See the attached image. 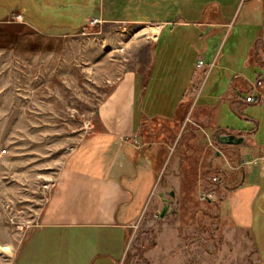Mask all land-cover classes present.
<instances>
[{"label": "rangeland", "instance_id": "374dc122", "mask_svg": "<svg viewBox=\"0 0 264 264\" xmlns=\"http://www.w3.org/2000/svg\"><path fill=\"white\" fill-rule=\"evenodd\" d=\"M91 1L0 0V18L11 13L0 21V264H13L39 221L58 170L77 143L97 129L99 108L122 76L153 72L154 37L140 31L174 18L177 10L186 16L201 0ZM224 4L227 14L231 0ZM96 7H103L98 19ZM233 43L240 53L239 38ZM187 54H181L180 67L170 73L158 67L154 74L184 80L191 71ZM229 78L228 72L222 76L224 83ZM178 111L179 121L171 127L177 134L186 127L181 123L187 108ZM165 120L161 127L171 126L172 119ZM176 133L169 137L171 149H160L153 198L129 229L116 264H264V211L254 205L249 217L243 212L241 220L233 218L229 200L242 182L231 160L235 156L227 155L230 167L225 160L211 165L214 148L207 146L203 155L205 137L189 149L175 147ZM93 240L88 235L51 239L44 255H79L77 263L83 264V257L96 254Z\"/></svg>", "mask_w": 264, "mask_h": 264}, {"label": "crops", "instance_id": "0c3cea01", "mask_svg": "<svg viewBox=\"0 0 264 264\" xmlns=\"http://www.w3.org/2000/svg\"><path fill=\"white\" fill-rule=\"evenodd\" d=\"M226 2L201 0L196 9L185 10V18L181 17L184 9L177 10L174 18H161L156 26L146 28H158L152 74L123 75L105 98L97 129L64 160L39 221L19 246L13 264H78L79 255H44L45 244L83 235L93 237L96 249L95 255L82 258L83 264H116L129 229L153 198L161 173L160 149H171L176 133L171 127L179 121L182 106L187 108L181 123L186 127L176 133L175 147L194 149L197 139L205 137L203 155L207 146L214 148L209 164L225 160L230 167L227 155H234L231 160L242 182L230 196L233 218L241 220L243 212L249 217L254 205L264 211V0H231L227 14L222 8ZM93 15L101 18L103 7H96ZM231 34L239 38L240 53L232 47L233 37L223 52ZM183 35L188 37L185 42ZM183 52H188L185 59L191 63L184 80L154 74L158 67L167 73L180 67ZM198 59L203 61L201 66ZM226 72L230 78L224 83ZM250 93L255 100L246 101ZM170 118L171 126L161 127ZM219 130L242 140L235 145L218 143Z\"/></svg>", "mask_w": 264, "mask_h": 264}, {"label": "water", "instance_id": "95a60500", "mask_svg": "<svg viewBox=\"0 0 264 264\" xmlns=\"http://www.w3.org/2000/svg\"><path fill=\"white\" fill-rule=\"evenodd\" d=\"M215 138L218 143L226 144V145H235V144H238L242 140V136L236 135L231 132L224 133V132H221L220 130L215 133ZM218 152L219 151H216V153ZM165 209H166V203L163 204L161 211H160V215L164 213Z\"/></svg>", "mask_w": 264, "mask_h": 264}, {"label": "bare ground", "instance_id": "6f19581e", "mask_svg": "<svg viewBox=\"0 0 264 264\" xmlns=\"http://www.w3.org/2000/svg\"><path fill=\"white\" fill-rule=\"evenodd\" d=\"M157 30H158V28L155 27V28H153L151 30H147V29L141 30L140 33L142 35H147V36L154 37L156 35V33H157Z\"/></svg>", "mask_w": 264, "mask_h": 264}, {"label": "built area", "instance_id": "2783aa9c", "mask_svg": "<svg viewBox=\"0 0 264 264\" xmlns=\"http://www.w3.org/2000/svg\"><path fill=\"white\" fill-rule=\"evenodd\" d=\"M197 63H198V65H201V64L203 63V61H202L201 59H198ZM245 99H246L247 101H251V100L253 99V95L250 94V95L246 96ZM213 179H215V178L213 177Z\"/></svg>", "mask_w": 264, "mask_h": 264}, {"label": "trees", "instance_id": "16d2710c", "mask_svg": "<svg viewBox=\"0 0 264 264\" xmlns=\"http://www.w3.org/2000/svg\"><path fill=\"white\" fill-rule=\"evenodd\" d=\"M152 74V73H151Z\"/></svg>", "mask_w": 264, "mask_h": 264}]
</instances>
